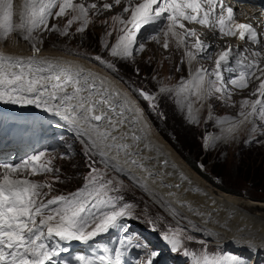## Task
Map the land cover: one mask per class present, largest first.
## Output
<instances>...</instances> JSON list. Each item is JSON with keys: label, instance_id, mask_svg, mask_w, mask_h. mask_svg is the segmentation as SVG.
<instances>
[{"label": "snow or ice", "instance_id": "obj_1", "mask_svg": "<svg viewBox=\"0 0 264 264\" xmlns=\"http://www.w3.org/2000/svg\"><path fill=\"white\" fill-rule=\"evenodd\" d=\"M121 3L122 0H113V3H104L102 8L110 10ZM91 9H97V5L86 6L84 3H74L73 0H24L19 12V22L14 23L13 0H0V40H6L11 33L18 31L24 40L32 41L31 55L0 52V102L34 105L59 116L84 138L82 142L85 143L86 153L95 151L106 164L115 161L110 166L123 171L118 161L119 154L123 152L127 157L125 164L130 163L148 171L139 159L134 158L136 153L133 151V144L126 142L130 136L138 146V142L145 138L136 131L125 130L126 125L129 128L139 125V131L143 133H147L150 128L137 102L99 73L81 65L39 55L41 50L36 46L33 33L59 31L60 35L67 36L70 34L69 28L76 21H81L76 32L82 33L87 28ZM69 10L77 15L69 19L63 29L55 24L50 26V19L62 18L68 15ZM129 12V18L122 19ZM112 19L119 21L122 27L116 29V43L111 45L110 54L125 60L133 58L134 51L144 49V44L137 45L141 28L161 19L167 21L165 29L160 30L165 37L164 49L169 48V38H174L178 48H185L189 64L197 55L206 54L213 45L202 41L196 29L188 28L185 22L214 28L221 36H238L241 41L247 40L256 45L261 43L256 27L251 23L237 22L233 7L226 5L224 0H141L139 3L126 0L122 13ZM158 36L159 33L150 39L158 40ZM192 38L195 43L190 44ZM190 48L196 51L189 50ZM244 53L248 55L245 56ZM261 57L260 51L249 48L241 50L239 45H229L226 50L218 53L214 69L198 68L195 73H190V79L182 78L174 88L163 86L160 92L174 94L181 108H187L190 122L199 123V109H194L195 103L199 102L203 106L204 101L216 94L220 98H229L231 93L228 85L241 90L247 88L258 69L259 76L256 79L260 82L255 90L258 99L241 101L240 116L243 120L233 122L227 132L235 131L237 123L249 121L250 118L264 122V79H261L264 77V67H259ZM93 59L105 64L110 71H118L100 55ZM233 61L238 68L232 67ZM225 70L233 74L227 82L223 75ZM137 91L144 100L150 102V107L154 110L155 97L142 89ZM254 119L251 122L254 123ZM217 123L223 124L225 120L218 119ZM256 130L253 127L252 131ZM205 139L208 143L216 138ZM113 150L116 152L115 156L109 154ZM44 156L45 152L42 151L26 157L20 163L0 162V264H58L55 257L61 251H67V248H59L51 243L53 237L59 238V241L87 243L98 235L117 228L123 218L133 216V205L125 203L118 206L112 202L114 198L108 193L115 190V182L107 179L97 169H92L84 189L68 197L43 200L42 197L46 195L43 189H50L51 184H42L27 177L40 172H59L51 167V160L41 162ZM164 163L167 164V161ZM200 167L203 168V165ZM149 175L153 173L149 172ZM58 178L57 176L56 179ZM181 178L186 179L182 173ZM101 203L109 205L111 210L99 214L93 212ZM53 205L56 207H52ZM164 238L171 245V251L183 249L186 256H191L192 264H247L242 256L231 252L209 253L206 249L199 254L189 252L183 245L185 240L191 241L194 237L186 235L179 227L170 228ZM246 243L249 249H254L251 241ZM157 255L156 252L149 253L143 264H154ZM77 259L80 264H95V260L85 256H78ZM96 259L101 264H124L120 248L115 249L114 257L102 255Z\"/></svg>", "mask_w": 264, "mask_h": 264}, {"label": "rangeland", "instance_id": "obj_2", "mask_svg": "<svg viewBox=\"0 0 264 264\" xmlns=\"http://www.w3.org/2000/svg\"><path fill=\"white\" fill-rule=\"evenodd\" d=\"M111 1L113 0H73L74 3H84L86 6L96 4L97 9H99V11L97 9H91L89 11V22L85 31L82 33L76 32V29L81 26V21H76L72 24L69 28L70 34L67 36L60 35L59 31H37L33 33L37 41L36 46L55 47L64 52L66 51L70 54L85 57L106 69L108 68L105 64L96 61L93 57L100 55L104 61L113 64L118 69L117 72L120 75L122 74L128 83L116 74L114 76H117L124 84L126 83L125 85L127 87L129 86V90L139 100L153 125L185 161H187L186 157L191 160L196 158L194 150L196 151V146L200 144L201 149L205 152L204 157L206 162L203 163L197 159L196 163L202 173L193 168L188 161L187 163L208 184L215 187V190L218 192L224 193L222 190L226 188L234 196L239 198L243 197L242 199L244 200L259 202L264 205V192L260 191V188L256 185L245 181L246 173L243 171L244 168L240 167V163L246 160L248 154H251V156L257 155L264 167V122L250 118L249 121H246L243 128L241 127L238 130L239 132L237 131L238 133L235 132L230 136L226 133H223L226 135H219L222 128L220 127L221 124L217 123L218 119L230 121L240 117L241 101L243 99L254 100L255 90L251 89L253 85V82L251 85L252 79L247 88L248 92L243 94L237 93L234 91L236 88L229 84L228 89L231 93L229 98H220L219 94H216L214 97L204 101L203 106L197 102L199 106V123L190 122L187 108L182 109L176 102L174 94L162 93L160 92V88L163 86L174 88L181 82L182 78L184 80L190 79V73H194L195 69L204 68L207 60H209L208 57L212 55L214 49H217V47L215 45L211 47L212 51L209 56H205L204 54L197 55L193 60L194 62L192 61L193 64L188 65L186 62L185 48L183 46L178 48L174 38H169V48L165 50L163 47L165 37L161 31L159 32L158 40H152L150 38L146 39V34L141 28L137 36V45L144 44V49L142 51H134L133 58L131 59L125 60L113 57L110 54V48L111 45L116 43L118 34L116 29L122 27V25L119 21H113L112 17L122 13V7L124 8L126 6V0H122L123 4L115 6L110 10L102 8L104 3H112ZM139 1L141 0H133L134 3H138ZM240 5L243 7L248 6V4L244 3ZM57 10L58 8L54 9V11ZM74 15H77V13L69 10L68 15L62 18L50 19V26L55 24L60 29H63L67 21ZM129 16L130 12L124 14L122 19L127 20ZM13 22L15 23V14ZM166 24L167 21H165L162 29H165ZM109 32H111L110 36L108 35ZM16 33L21 40L28 44L29 48H32V41L24 40L18 31L11 33L6 41ZM191 43H195L194 38L190 39ZM105 45L108 47H105ZM258 49L260 48L258 47ZM211 66L213 64H209L208 70L215 68ZM110 72L114 73L113 71ZM223 75L227 82L228 73H223ZM139 89L155 97L154 103L156 104V108L154 110L150 107V102L144 100L139 95L137 91ZM253 119L254 123L251 122ZM253 127L257 129L255 132L252 131ZM164 135L169 138H166ZM212 136H215L216 139L206 143L205 138ZM67 137L66 142H62L60 138L58 142L47 138L44 145L38 146L35 149V153L45 152V156L42 157L41 162L46 163L51 160V167L59 170V172L51 173L40 172L37 175L27 177L42 184H51L50 189L48 187L43 189L46 195L42 198L50 195H61V193L63 194L73 190L88 180L92 169H97L107 179L115 182V190L109 192L119 194L123 202L133 205V216L129 217L131 221L138 224H145L162 231L179 227L185 231L186 235L194 237L193 240L188 241L189 244L200 245L204 243L203 240H207L209 243L211 242L210 239L209 241L197 235L195 231L193 232L188 226L185 215L180 211L170 205L167 208L165 207L166 204H163V201L149 197L131 179H128L121 172L107 165L95 151L86 153L85 143L82 142L84 138L72 134L71 131ZM189 147H193V149ZM77 156L79 159H73ZM75 160L80 162L77 165L80 168L77 172L80 180H72V177L66 175H58L59 178L57 180V174H62V170L69 168L70 162H74ZM201 165H203V168L200 167ZM212 165H215L216 172L218 173H213L210 170ZM56 181L65 183L68 187L59 189L63 187H58ZM232 191H237L240 194ZM257 208L260 209V207ZM173 209H175V212ZM135 240L139 241L137 239ZM225 249L227 252H233L230 246H226ZM179 251L184 252L183 249ZM154 259L156 260V258Z\"/></svg>", "mask_w": 264, "mask_h": 264}, {"label": "bare ground", "instance_id": "obj_3", "mask_svg": "<svg viewBox=\"0 0 264 264\" xmlns=\"http://www.w3.org/2000/svg\"><path fill=\"white\" fill-rule=\"evenodd\" d=\"M13 2L15 23H18L19 12L22 10L24 0H13ZM111 2L113 3V1ZM224 3L233 7L237 22H243L245 18L261 11L260 8L254 9L250 6L243 7L238 0H224ZM256 20L260 21V45L252 44L247 40L241 41L238 36L235 38L221 36L218 30L214 28H205L199 24L189 22H185V24L188 23L186 24L188 28L196 29L197 27L196 32L199 38L206 44L215 45L217 47L210 56L211 58L208 57L209 60H207L204 66L205 69H209V64H213L215 67L218 53L226 50L229 45H239L241 50L249 48L253 51H260L262 57L260 58L259 67H264V14L258 13V18ZM38 47L41 50L39 55L42 57L60 60L73 65H81L86 69L99 73L101 76L107 77L112 81L114 87L127 93L143 110L144 118L150 126L149 131H147V133L140 132L139 125L135 128H129V126L126 125L125 130L136 131L138 135L145 137L138 142V146H136L135 142L131 140L130 136L126 142L133 144V151L136 153L134 158L139 159L146 166L148 171L135 165H131L130 163L125 164L124 161L127 157H125L123 152L118 156V161L122 166L123 171H120L113 166L111 167L121 172L124 176L128 177V179H131V181L144 190L149 197L163 201V204L165 203L166 205H164L167 208L169 207L168 205H170L180 211L185 215L190 229L210 239L211 243H221V245H226L227 243L230 244L236 252L248 257L251 264H256L259 260L264 259V205L259 202L244 200L242 199L243 197L239 198L222 189L221 190L224 193L218 192L215 190V187L208 184L206 180L200 176V174L196 172L166 141L147 116L148 114H146V111L143 109L139 100L129 90V86L127 87L125 85L126 83L124 84L117 78V76H114V73H111L108 69L85 57L70 54L69 52H64L55 47ZM258 47L260 49H258ZM190 50L196 51L191 48ZM211 51V48L208 49L207 53L204 55L209 56ZM0 52L11 55L28 56L32 54V48H29L28 44L21 40L16 33L10 37L8 41L0 40ZM244 55L247 56L248 53H244ZM186 62L188 63L187 57ZM192 64V62L191 64L188 63V65ZM232 67L238 68L234 61L232 62ZM224 73H228V79L233 75L231 72H227V70H225ZM256 76H259L258 69L251 77V85L253 82L251 89L254 90L258 88L257 86H259L260 82L256 79ZM261 79H264V77H261ZM247 88H245L246 90L235 89L234 91L243 94L248 92ZM253 98L254 100L258 99V93H255ZM198 108L199 106L195 103L194 109ZM0 117L3 119L25 118L34 122L39 120H44L48 123L57 122L77 134L75 129L68 125L59 116H55L43 109L36 108L34 105H12L0 102ZM241 120H243L242 116L230 121H225V123L220 125L222 129L219 132V135L227 134L230 136L241 129V127L243 128L246 121L243 123H237L235 131L231 133L227 132V129L233 122H239ZM145 145H148V147ZM109 154L115 156L116 152L113 150ZM100 158L103 159L101 156ZM164 161H167V164H165ZM112 164H115V161L109 162L107 165L110 166ZM149 172H152L153 175H149ZM181 173L186 179L181 178ZM177 185L179 187H176ZM257 207H260V209ZM247 241L252 242L254 249H249L246 243ZM61 259H65V257ZM59 261L61 264H68L67 260Z\"/></svg>", "mask_w": 264, "mask_h": 264}, {"label": "trees", "instance_id": "obj_4", "mask_svg": "<svg viewBox=\"0 0 264 264\" xmlns=\"http://www.w3.org/2000/svg\"><path fill=\"white\" fill-rule=\"evenodd\" d=\"M114 74H116L118 77H121V79L125 80V77L122 76V74L120 75L118 72H114ZM126 81V80H125ZM127 82V81H126ZM128 83V82H127ZM166 138H169L167 137L166 135H164ZM189 148H192L193 147H189ZM194 153H195V159L194 160H191L189 159L188 157H186L187 161L192 165L193 168H195L197 171H199L200 173H202V171L198 168L197 166V159H199V161H202L203 163L206 162V159L204 157L205 155V152L201 149V146L200 144H198L196 146V151L194 150ZM79 159L78 156L77 157H74L73 159ZM186 161V162H187ZM80 162L78 160H75L74 162H70L69 164V168L67 169H63L62 170V174L59 173L57 174L60 175V176H68V177H72L71 179L72 180H78L79 177L77 175V172L80 168L77 167V165L79 164ZM240 167L244 168L243 171L244 173H246L245 175V181H248L254 185H256L257 187L260 188V191L264 192V167L262 165V163L260 162V160L258 159V156L255 155V156H251V154H248L246 156V160L242 161L240 163ZM75 165V166H74ZM194 169V170H195ZM210 170L213 172V173H218L216 172V168H215V165H212V167H210ZM196 171V172H197ZM59 177V176H58ZM208 179H210L208 176H206ZM69 179V178H68ZM80 180V179H79ZM78 180V181H79ZM45 184V183H44ZM56 185L58 187H63V188H59V189H64L66 187H68V185L65 183H62L60 181H56ZM226 188H224L225 190ZM228 189H226L225 191H227ZM230 190H228L227 192H229ZM234 193H239L237 191H232ZM240 194V193H239ZM264 198V197H263Z\"/></svg>", "mask_w": 264, "mask_h": 264}]
</instances>
